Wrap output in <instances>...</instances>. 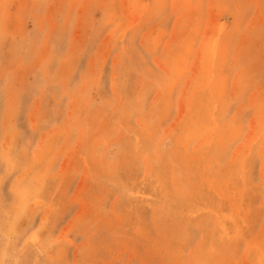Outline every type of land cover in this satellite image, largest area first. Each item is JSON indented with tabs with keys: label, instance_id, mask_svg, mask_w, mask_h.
<instances>
[{
	"label": "rangeland",
	"instance_id": "374dc122",
	"mask_svg": "<svg viewBox=\"0 0 264 264\" xmlns=\"http://www.w3.org/2000/svg\"><path fill=\"white\" fill-rule=\"evenodd\" d=\"M0 264H264V0H0Z\"/></svg>",
	"mask_w": 264,
	"mask_h": 264
},
{
	"label": "bare ground",
	"instance_id": "6f19581e",
	"mask_svg": "<svg viewBox=\"0 0 264 264\" xmlns=\"http://www.w3.org/2000/svg\"><path fill=\"white\" fill-rule=\"evenodd\" d=\"M102 4V3H101ZM109 68V67H108ZM111 70V69H110ZM56 165V164H55ZM216 221V220H215ZM232 223H235L236 222V220H234V219H231L230 220ZM203 234V233H202Z\"/></svg>",
	"mask_w": 264,
	"mask_h": 264
}]
</instances>
